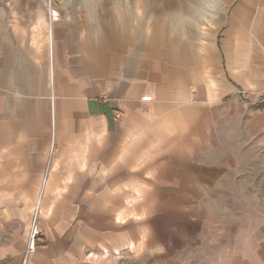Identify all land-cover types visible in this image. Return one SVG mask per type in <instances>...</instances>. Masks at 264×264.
I'll return each instance as SVG.
<instances>
[{
    "label": "crops",
    "instance_id": "0c3cea01",
    "mask_svg": "<svg viewBox=\"0 0 264 264\" xmlns=\"http://www.w3.org/2000/svg\"><path fill=\"white\" fill-rule=\"evenodd\" d=\"M224 1L205 31L151 0H51L52 23L47 0L0 12V264H193L183 229L209 210L183 197L264 180V97L249 114L239 94L264 92V0ZM233 121L247 135L221 158Z\"/></svg>",
    "mask_w": 264,
    "mask_h": 264
},
{
    "label": "rangeland",
    "instance_id": "374dc122",
    "mask_svg": "<svg viewBox=\"0 0 264 264\" xmlns=\"http://www.w3.org/2000/svg\"><path fill=\"white\" fill-rule=\"evenodd\" d=\"M47 1L50 4L51 0ZM225 2L224 0H151L152 6L161 8L160 15L162 19L167 21L175 19L179 21L198 20L204 31L213 24V21L210 20L214 16L216 18L217 16L219 17L218 11L215 13L214 8L223 7ZM27 7L26 0H24V4H17L16 0H0V12L9 14L8 17L10 18H13L11 15L17 9L23 8V11H25ZM226 10L228 9L226 8ZM152 12V19L159 17V15L155 14V11ZM239 94L244 101H247L249 114L255 112V105L261 101L260 98L262 96L264 97V92L255 93L254 91L241 90ZM240 129V124L233 121L231 124L225 125L217 134V139L219 140L215 141V144L219 147L217 151L221 158L224 156L225 145L232 144V140L239 142L241 136L247 135V132L240 131ZM231 135L233 137H230ZM250 177L254 178L248 181L247 196L244 194L234 195L238 194L241 190L226 189L229 187V179L221 177V179H205L201 187L204 188V186L209 185L210 190H206L203 195L183 197L184 203L189 200L190 204H193L195 199H199L201 207L209 210L208 212L199 213L202 220L199 229L193 228L195 224L190 225L192 228L183 229L185 233L187 231L190 233L191 240L193 241L191 247L193 258L188 259L189 262H193V264L204 262L203 258L198 259L196 256V253L199 251L215 252L216 256H219L220 253L229 252L234 255L231 259L228 257L217 259L216 264H234V262L237 264H264V180H255V170ZM170 183L175 186L174 183ZM184 184L183 187H187L186 181H184ZM202 188H200V191L204 190ZM192 190L197 192L198 186H195ZM174 198L175 204L182 202L180 197ZM240 202L242 203V207H244V202L247 203L246 207H248V211H223V205L230 207L229 204H232L234 207L235 205H241L239 204ZM184 214L196 215V213L186 212ZM198 231L201 232L200 236L197 235ZM39 236L40 231L38 230L35 238V248L40 243L37 239ZM195 241L196 243H194ZM187 250H189L188 247L185 251ZM245 251H247V260L237 259L239 253L243 254Z\"/></svg>",
    "mask_w": 264,
    "mask_h": 264
},
{
    "label": "built area",
    "instance_id": "2783aa9c",
    "mask_svg": "<svg viewBox=\"0 0 264 264\" xmlns=\"http://www.w3.org/2000/svg\"><path fill=\"white\" fill-rule=\"evenodd\" d=\"M48 11H49L51 23L60 18V13L52 8L51 3L49 5ZM37 234H38V228L36 226V221H34L33 226L31 228L30 235H29V247H28L27 253H29L30 251H33V249L35 247V238H36Z\"/></svg>",
    "mask_w": 264,
    "mask_h": 264
}]
</instances>
